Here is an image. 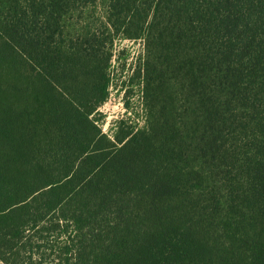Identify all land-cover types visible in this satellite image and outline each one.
<instances>
[{
	"label": "trees",
	"instance_id": "16d2710c",
	"mask_svg": "<svg viewBox=\"0 0 264 264\" xmlns=\"http://www.w3.org/2000/svg\"><path fill=\"white\" fill-rule=\"evenodd\" d=\"M0 264H264V0H0Z\"/></svg>",
	"mask_w": 264,
	"mask_h": 264
},
{
	"label": "rangeland",
	"instance_id": "374dc122",
	"mask_svg": "<svg viewBox=\"0 0 264 264\" xmlns=\"http://www.w3.org/2000/svg\"><path fill=\"white\" fill-rule=\"evenodd\" d=\"M142 43L139 40L116 42V57L112 63V85L106 101L91 115L102 131L116 144L122 143L144 124L139 83L131 80L138 63Z\"/></svg>",
	"mask_w": 264,
	"mask_h": 264
}]
</instances>
